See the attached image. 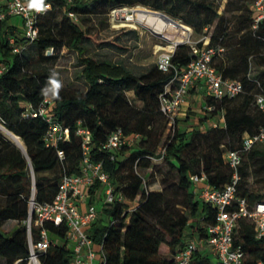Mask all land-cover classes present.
I'll return each mask as SVG.
<instances>
[{
    "label": "trees",
    "instance_id": "trees-1",
    "mask_svg": "<svg viewBox=\"0 0 264 264\" xmlns=\"http://www.w3.org/2000/svg\"><path fill=\"white\" fill-rule=\"evenodd\" d=\"M47 1L50 6L38 17L34 41L24 37L11 17L0 22V61L5 64L0 75V122L23 141L26 150L25 156L0 134V260L2 264H14L21 259L19 264H24L27 240L23 221L28 212L31 172L35 199L50 201L63 174L80 173L84 155L82 139L76 131L83 127L91 135V161L102 164L115 190L127 200L97 203L112 219L107 224L97 221L89 230L96 243H103L105 264H176L174 255L186 236L204 235L202 225L213 222L215 215L210 205L196 199L190 176L204 174L212 188L222 187L231 174L224 152L238 148L244 133L254 134L264 127V111L255 103L257 95L264 96V21L253 27L254 0H225L221 12L218 10L223 0ZM135 4L162 10L190 26L193 33H207L209 46L223 48L213 55L211 64L223 78L237 79L243 86L232 97L205 96V108L213 107L206 109L210 118L222 115L223 123L206 130L183 131L176 126L175 117L171 126L168 116L160 110L159 94L172 72H162L156 64L134 74L120 64L86 57L82 59L85 89L60 87L55 95L51 91L45 95V89L52 87L53 68L43 61L55 59L63 46L82 52L81 42L87 38V31L73 19ZM58 9L62 15L57 21ZM9 37L14 38L16 51L8 43ZM49 49L52 52L45 55ZM192 59L187 43L177 45L171 56L177 69L185 68ZM252 63L262 67L254 75ZM128 92L133 93L138 104L132 103ZM45 97L54 102L55 117L69 129L68 140L58 146L63 151L62 159L55 148L43 143L47 122L40 116H23L26 105L37 107ZM116 129H121L124 136L138 134L134 146L114 151L102 148L108 134ZM156 156L162 157L160 165L151 161ZM250 164L264 165V142L254 144L243 154L238 186L239 193L250 201L264 199L244 186V170ZM56 169L58 175L54 178L45 176ZM146 169L147 177L142 173ZM154 169L161 173L160 186L151 188ZM98 187V181L90 187L89 202ZM7 221L19 224L9 236L1 232ZM50 229L64 233L62 228ZM237 230L236 243L245 251L242 264H256L264 257V240L254 237L253 226L245 219L239 220ZM42 261L70 264L68 249L64 245L52 246ZM191 264L214 262L195 252Z\"/></svg>",
    "mask_w": 264,
    "mask_h": 264
},
{
    "label": "built area",
    "instance_id": "built-area-1",
    "mask_svg": "<svg viewBox=\"0 0 264 264\" xmlns=\"http://www.w3.org/2000/svg\"><path fill=\"white\" fill-rule=\"evenodd\" d=\"M35 3L36 0H0V22L7 16L18 17L24 37L29 42L34 41L38 36V17L50 6L47 0H43V6L39 9ZM120 8H112L109 11L111 24H121V21L126 20L125 10L122 13ZM252 10L255 28L264 21V0H254ZM187 30L188 35L182 41L190 46L193 59L185 68L177 69L171 62L172 53L177 46L175 41H169L166 46H159L155 60L159 70L165 73L172 72L159 94L160 110L168 116L169 124L174 122L185 95L198 81L204 82L206 96L215 99L223 96L232 97L243 90L239 80L223 78L211 64L213 55L221 52L223 48L209 46L208 38L205 36L199 41H193L189 37V27ZM199 42L201 44H198ZM8 43L13 46V51L17 50L13 37L8 38ZM49 51L52 52L51 49ZM4 70L5 64L0 61V75ZM255 103L261 111H264V96L257 95ZM54 108V102L45 97L37 107L26 105L23 116H40L47 122L42 137L43 143L47 147L55 148L58 157L62 159L63 151L58 146L59 143L68 140L69 129L57 120ZM212 108L211 105L206 107L207 110ZM223 121V116L220 115L218 120L209 126L215 127ZM76 133L82 139L84 155L80 173L63 174L56 193L50 201L38 202L35 199L34 179L30 169L32 186L27 201V216L23 221L27 240V256L24 258V264H44L42 256L48 248L55 245H64L68 249L70 264L106 263L103 243H96L89 230L97 221L107 224L112 219L98 208L95 201L112 203L127 202V200L115 190L102 164L91 161L88 153L90 132L78 127ZM138 137V134L124 136L121 129H116L108 134L102 148L106 151H114L122 146H131ZM261 142H264V127L254 134L244 133L238 148L224 152L223 159L230 168L231 174L229 180L220 188H212L206 182L204 174L190 176L196 196L210 205L215 215L213 222L202 225L204 235L189 233L186 236L183 246L174 255L176 264H191L195 252L204 255H207V252L213 254L217 259L214 264H242L245 251L236 243L240 219L252 224L256 239L264 240V199L250 201L238 191L241 179L239 167L243 154L254 144ZM95 181L99 182V187L92 195L93 200L89 202L91 197L89 189ZM130 209L131 207L128 210ZM50 226L64 229L63 235L51 230ZM20 261L21 259H18L14 264H19ZM256 264H264V257L258 259Z\"/></svg>",
    "mask_w": 264,
    "mask_h": 264
},
{
    "label": "rangeland",
    "instance_id": "rangeland-1",
    "mask_svg": "<svg viewBox=\"0 0 264 264\" xmlns=\"http://www.w3.org/2000/svg\"><path fill=\"white\" fill-rule=\"evenodd\" d=\"M224 1L225 0L222 1L219 7V12H221L223 8ZM138 5H140L144 9L157 10L142 4L122 6L121 8H119L122 10V13L123 10H125V15H127L129 11L137 8ZM157 11L165 13L162 10ZM61 15L62 14L60 10L58 9L55 13V20L58 21ZM167 15L173 18V16L169 14ZM10 19L13 23L16 22L18 23V26L20 25V19L18 17H11ZM73 20L76 23L82 25L83 29L87 31V38L82 40L81 42L82 52H78L76 49H72L67 46H63L57 53L58 55L55 59L43 61L44 65L52 66V79H55L60 84V87H73L81 90L86 88L87 83L83 73L85 67V64L82 62L83 58L90 57L95 60L111 61L113 63L124 66L134 74H140L147 70L151 65L155 64L158 47L166 46L169 41H173V39L168 36V34L154 33L152 29L139 23L132 24L130 22L125 23L124 21H121V24H111L109 21L108 13L82 16L79 15L77 19ZM188 27L190 32L189 37L193 41H199L203 36H205V34H207L203 33V35H197L192 32V28L190 26ZM204 30V32H207L206 30L208 29L205 28ZM44 54L49 55L50 51L46 50ZM0 60L2 59L0 58ZM261 69L262 67L256 66L254 63H252L251 74L254 75ZM195 91V88H193V90H189V95L192 96L193 93H196ZM199 94L201 100H204L205 95L203 90L201 92L199 91ZM127 95L133 104H138L137 101L133 98L132 92H128ZM192 108L194 107L188 106L184 110L185 113H182L180 117L176 118V126L178 125V123L184 124V128H181V130L183 131H186L187 128H191L193 125L192 122H194V120L202 122L211 117L210 112H207L205 107H200L199 110H201L202 114L206 115V117L202 120H199L200 117H198L199 115L197 113V109ZM179 110L177 111V113L179 112ZM0 124L5 127L1 122ZM173 125L174 124L172 123L171 126ZM209 127V125H206V127L200 125L197 126V128L200 130H206V128ZM134 144H132L131 146H134ZM151 161L155 165H160L162 162V157H151ZM146 172H149V169H146L144 172H142L145 177H147ZM57 175L58 169L45 173V176L50 179L54 178V176ZM160 178L161 173L157 169H154V176L151 177L154 182L151 184V188L160 186ZM243 178L244 186L249 191L259 193L264 196V165H247L244 170ZM196 199L199 202L201 201L198 196L196 197ZM18 227L19 224L17 222L7 221L1 229V232L4 235L9 236L14 231H16ZM206 254L213 262L217 261L216 257L213 254L208 252ZM0 264H2L1 260Z\"/></svg>",
    "mask_w": 264,
    "mask_h": 264
},
{
    "label": "bare ground",
    "instance_id": "bare-ground-1",
    "mask_svg": "<svg viewBox=\"0 0 264 264\" xmlns=\"http://www.w3.org/2000/svg\"><path fill=\"white\" fill-rule=\"evenodd\" d=\"M145 10L147 9H144L143 7L138 5L137 8H134L131 11H129L130 13L127 14L126 20L123 21L125 23L130 22L132 24L139 23L158 33L168 34V36H170L173 39V41L182 40L184 37L188 35V30H187L188 26L183 25L182 27H176L173 23L169 22L167 19L159 15L149 13ZM0 133L12 143L22 148L24 147L23 141L13 132L3 127L1 124H0Z\"/></svg>",
    "mask_w": 264,
    "mask_h": 264
},
{
    "label": "crops",
    "instance_id": "crops-1",
    "mask_svg": "<svg viewBox=\"0 0 264 264\" xmlns=\"http://www.w3.org/2000/svg\"><path fill=\"white\" fill-rule=\"evenodd\" d=\"M14 25L18 26V23L15 22ZM185 26H187V25H185ZM193 88H195V90H196L195 92L196 93H193V95L190 96L189 95V91H188V93L184 97L183 103L181 104V106L179 108L180 110L177 113L176 118L180 117L182 113L184 114L185 113L184 110L188 106H193L194 108H192V109H197V113L199 115L198 117L204 116L202 114L201 110H199V108L200 107H205V99L204 100H201L199 91L201 92L203 90L204 95L206 96V93H205V84L202 81H198V82H196V84L193 87L190 88V90H193ZM190 99H192V100H190ZM217 120H218V117L217 116H214V117L209 118L206 121H202V122H199L197 120H194V122H192V124H193L192 127L191 128H187L186 131H190L193 128H197L198 125L206 127V125L208 126L212 122H215ZM187 123H189V122H187ZM177 127L181 130V128H184V124L183 123H181V124L178 123ZM95 203L97 204L99 202L98 201H95Z\"/></svg>",
    "mask_w": 264,
    "mask_h": 264
},
{
    "label": "water",
    "instance_id": "water-1",
    "mask_svg": "<svg viewBox=\"0 0 264 264\" xmlns=\"http://www.w3.org/2000/svg\"><path fill=\"white\" fill-rule=\"evenodd\" d=\"M145 11H147V12H149V13H152V14L159 15V16H161V17L167 19L169 22L173 23L176 27H182V26L184 25V24L178 22L177 20H175V19L169 17L167 14H165V13H163V12H160V11H157V10H148V9L145 10ZM129 13H130V12H129ZM152 31H153L154 33L159 34L158 32H156V31H154V30H152ZM175 42H176L177 45L183 43L182 40H178V41H175ZM6 139H7V138H6ZM7 140H8V139H7ZM10 142H11V141H10ZM11 143H12V142H11ZM13 144H14V143H13ZM14 145L17 146V147L21 150V152L26 156L25 146L22 148V147H20V146H18V145H16V144H14Z\"/></svg>",
    "mask_w": 264,
    "mask_h": 264
},
{
    "label": "clouds",
    "instance_id": "clouds-1",
    "mask_svg": "<svg viewBox=\"0 0 264 264\" xmlns=\"http://www.w3.org/2000/svg\"><path fill=\"white\" fill-rule=\"evenodd\" d=\"M35 6L38 9L41 8L43 6V0H36ZM50 84L52 85V87L50 89H45V95H47L49 91H51L53 95H55L57 90L60 88V84L55 79H52L50 81Z\"/></svg>",
    "mask_w": 264,
    "mask_h": 264
}]
</instances>
